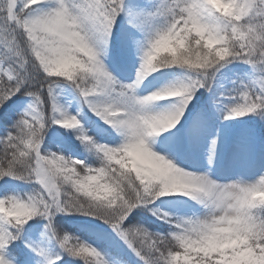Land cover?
Here are the masks:
<instances>
[{"label":"snow or ice","instance_id":"1","mask_svg":"<svg viewBox=\"0 0 264 264\" xmlns=\"http://www.w3.org/2000/svg\"><path fill=\"white\" fill-rule=\"evenodd\" d=\"M44 2L0 0V109L21 93L35 98L32 110L24 113L15 130L0 140V179H32L41 185L40 191L27 198H0V250L19 239L23 226L39 215L48 219L47 227L70 254L103 264L95 248L79 242L69 248L72 238L57 235L52 218L57 212H68L109 223L145 264H256L264 259V214L257 211L264 209V202L250 196L264 191V177L251 185L220 186L207 177L174 168L147 143L149 136L180 120L195 91L207 81L196 79L187 86L142 99L129 95L144 78L163 67L187 66L207 74L232 60L264 65V0H235V6L244 9L239 19L235 13L220 11L210 0H163L157 12L150 15L166 17L167 24L149 40L137 82L121 86L119 95H113L116 81L97 58L93 42L99 33L107 43L125 10V0H55L51 11L37 15V6ZM169 43L179 47L174 56L163 50ZM194 53H199L201 59L190 63ZM54 77L71 81L86 99L104 97L101 106L92 104L93 109L126 136V142L118 148L98 146L106 160L103 166L93 169L62 155L42 154L47 121L53 119L47 113L49 98L53 113L58 111L54 94L58 81ZM165 94L183 98L174 113L147 116L139 110ZM241 98L228 118L264 109V92L244 91ZM62 115L64 118L55 122L67 128L79 126L76 117ZM163 121L168 123L157 128L156 123ZM141 122L150 124V131L140 129L137 134L131 125ZM174 172L207 186L208 199H198L206 205L218 204L221 192L248 196L242 210L251 226L246 244L221 246L210 242L215 229L226 227L227 221L234 218L235 213L228 211H212L203 220L178 223L177 231L170 236H153L143 227L126 228L125 222L136 208L167 195L161 185ZM16 210L21 214H15ZM161 218L167 219V214ZM0 264H6L3 255Z\"/></svg>","mask_w":264,"mask_h":264},{"label":"rangeland","instance_id":"2","mask_svg":"<svg viewBox=\"0 0 264 264\" xmlns=\"http://www.w3.org/2000/svg\"><path fill=\"white\" fill-rule=\"evenodd\" d=\"M162 3L163 0H125V10L120 14L121 20L117 29L111 32L115 37L109 36L105 44L102 34H97L99 43L96 44V48L100 53L99 59L105 70L116 81L113 85V95H119L121 86L137 82L144 63V54L149 47V40L157 29L167 24L166 17L150 15L156 13ZM55 6V0H45L37 6V15H41L44 8L53 9ZM263 74L264 65L253 66L240 60L224 62L222 66L218 65L211 69L210 74L191 69L184 75L179 74L178 81H173L176 77L173 75L165 74L161 77L163 80H160L156 75L149 74L133 91L129 92V95L134 96L135 99H142L156 92L178 88L184 79L190 83L196 79L207 81L204 87L195 91L196 99L195 101L191 99L188 103L191 106H186L179 124L176 123L171 128L148 137L147 143L150 150L193 175L198 176V171L203 173L207 170L214 173L211 181L220 186L257 183L261 177H264V133L261 134L258 129V123L264 120V109L258 108L243 116L228 117L231 109L242 102V92L250 91L254 94L264 92ZM54 94L58 111L53 113L52 101L49 98L47 113L53 119L47 121L42 154L62 155L66 159L82 161L84 165L93 169L103 166L106 160L98 146L118 148L126 142L124 133L106 121L92 107V104L101 106L105 98L96 96L86 99L79 90L61 81L55 85ZM182 101V97H167L142 107L151 114H169L180 108ZM34 103L35 98L32 96L17 95L7 105L24 115L32 110ZM208 106L213 109L210 114ZM4 109L6 108L0 109V114L4 112ZM62 113L69 117H76L79 126L67 128L55 122L64 118ZM94 118L110 134L101 135L99 131L96 132ZM211 118H214L216 124L211 121ZM184 122L186 126H183ZM224 130L229 132L226 133ZM86 136L95 142L96 147H91L93 151L87 147L78 148L75 145L78 142L85 143ZM40 190L41 185L35 180L8 178L0 184V198L8 196L27 198ZM180 195V193H173L158 197L152 203L136 208L130 216L145 215L150 210L158 218L167 214L165 220L171 226H175L189 220H203L212 213L210 205L200 201L198 203V199H185ZM257 211L264 214V209ZM67 218L95 222L89 215L57 212L52 218L53 227L58 220ZM47 224L48 219L38 215L24 225L19 232V239L8 245L6 250H0V255L4 256L6 264H55L56 256L51 251V247L52 242L57 238L53 236ZM173 228L176 232V227ZM118 234L127 243L122 235ZM14 247H21L19 254L25 262L20 263L10 257ZM95 249L99 252L97 248ZM100 254L102 256V253ZM59 256H61L59 259H64V255ZM65 264L82 263L78 259L68 258ZM103 264L114 263L107 260Z\"/></svg>","mask_w":264,"mask_h":264},{"label":"trees","instance_id":"3","mask_svg":"<svg viewBox=\"0 0 264 264\" xmlns=\"http://www.w3.org/2000/svg\"><path fill=\"white\" fill-rule=\"evenodd\" d=\"M121 20L120 16L117 18L115 26L113 29H117L118 23ZM112 29V30H113ZM110 36H114L111 34ZM164 55V54H162ZM191 70L187 66H172V67H163L160 68L159 70L152 72L153 75H156L157 77L160 78V80H163L161 77L163 75H173L176 76L174 80L178 81L177 79L178 75H184V73L188 72ZM210 74V70L207 72ZM264 75V74H263ZM54 80L61 81L65 84H70L74 88V84L71 81H68L66 78H59V77H54L52 78ZM187 83V84H186ZM190 82H187L186 79H184V82L181 83L178 87L181 86H187L189 85ZM34 90V89H33ZM78 91L79 89L76 88ZM19 97H25L27 94L21 93L18 94ZM196 97L193 96L192 100L195 101ZM193 103V102H192ZM188 106H191V104H188ZM4 108V112L0 114V140L4 139L9 132H12L15 130V125L16 123L21 119L23 116L21 113H19L16 109L12 108L10 105H6ZM209 114L213 112V109L211 106H208ZM264 118V116H263ZM182 119V118H181ZM181 119L179 121H181ZM214 118H211V121L216 124V121L213 120ZM178 121V122H179ZM258 129H260V133H264V120L263 122L258 123ZM97 131L100 132V134H107V130L100 125V123H95V128ZM226 133H228V130H224ZM110 134V133H108ZM107 134V135H108ZM75 145L78 148L82 147H87V149H91L92 146L95 145V142L91 139H87L86 142H78L75 143ZM2 145H0V149H2ZM96 147V146H94ZM86 151V150H85ZM93 151V149H91ZM93 156V153L91 157ZM12 178L19 180L17 178L11 177V176H6L2 179H0V184L3 180ZM24 180V179H21ZM148 214L141 215L140 216L137 214L130 216L127 221L125 222V227L126 228H131V227H143L146 229L150 234L153 236L155 235H163V236H170L172 233H174L175 227L174 225L171 226L168 224V221L165 219L155 217L152 213V211H148ZM84 215V214H82ZM90 216V215H89ZM94 221L90 220H84L81 221L79 219H60L56 222L54 225V228L56 229V233L59 237H63L64 235H68L72 238L70 244L68 245L69 248L73 247L77 242L79 243H85L89 246L93 245L97 247L100 252L102 253V256H100V260L103 261V257L108 258L110 261L116 264H145L144 260L141 259V256L137 254V252L129 246L124 240L119 236L116 231L112 228V226L102 219L92 216ZM52 247L51 251L53 252L54 256V262L55 264H65V262L68 261V258L72 259H78L82 264H92L90 261H86L83 258H80L78 256H74L70 254L69 251H67L65 248L61 246L59 243V240H55L52 242ZM91 244V245H90ZM19 246V245H18ZM92 247V246H91ZM21 247H14L12 255L17 257V259L23 263L25 262L24 258L21 257L19 254V250ZM64 255V259H59V255ZM95 258H93L94 262Z\"/></svg>","mask_w":264,"mask_h":264},{"label":"clouds","instance_id":"4","mask_svg":"<svg viewBox=\"0 0 264 264\" xmlns=\"http://www.w3.org/2000/svg\"><path fill=\"white\" fill-rule=\"evenodd\" d=\"M31 2H37V0H31ZM210 3L214 5L220 11L226 14H237V19L240 18L241 15L244 14L243 8H237L235 6V0H210ZM78 35V33H77ZM99 43L98 39H95L93 42V46L96 50L97 58L99 59L100 53L97 51L96 44ZM163 50L171 53V55H176L179 51V47H173L172 44H166L163 47ZM87 54V53H86ZM91 58V57H89ZM201 59L199 53H194L192 57L189 59V62H199ZM167 95H162L160 100L166 99ZM143 111L147 116H157L159 114H151L144 110L141 106L139 109ZM113 115H119V113H113ZM168 122H157V128L162 125H166ZM131 127L137 131L139 134L140 129H145L150 131V124L147 122H141L140 124L133 123ZM137 151H139V145H137ZM171 163V161H169ZM174 168L180 169L173 164ZM183 171V170H182ZM162 190L165 194H173V193H182L187 196H191L194 199H204L207 200L209 193L207 186L200 185L198 183L193 182L187 177L181 176L179 172H174L169 174L168 179L164 184L161 185ZM251 198L257 199L259 201L264 202V191H257L250 194ZM219 201L218 204H212L213 211H228L235 213L234 218L229 219L227 221L226 227H219L215 229L214 234L209 238L210 242L216 245H233V246H241L246 244L247 242V234L251 231V226L248 220L243 215V208L245 204L248 202V196L237 197L235 194L228 192H221L217 197ZM0 211H3V208L0 207ZM15 214H21L20 210H16ZM256 264H264V259L257 260Z\"/></svg>","mask_w":264,"mask_h":264},{"label":"bare ground","instance_id":"5","mask_svg":"<svg viewBox=\"0 0 264 264\" xmlns=\"http://www.w3.org/2000/svg\"><path fill=\"white\" fill-rule=\"evenodd\" d=\"M52 9H50V8H44L43 9V12L41 13V15L43 14V13H46V12H49V11H51ZM118 132V131H117ZM198 176H203V177H207L210 181L214 178V173H211V172H209L208 170H207V172H203V173H201V171H198ZM181 195V197H183V198H185V199H193V200H197V199H194V198H192L191 196H187V195H184V194H182V193H180ZM200 200H198L197 202L198 203H200L199 202ZM10 257H13L16 261H17V258L16 257H14L13 255H12V253L10 254Z\"/></svg>","mask_w":264,"mask_h":264}]
</instances>
